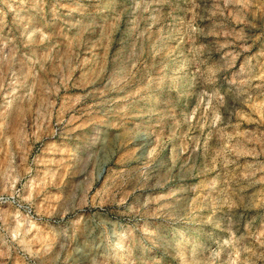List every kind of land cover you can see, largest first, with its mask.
<instances>
[{"label":"rangeland","instance_id":"1","mask_svg":"<svg viewBox=\"0 0 264 264\" xmlns=\"http://www.w3.org/2000/svg\"><path fill=\"white\" fill-rule=\"evenodd\" d=\"M0 264H264V0H0Z\"/></svg>","mask_w":264,"mask_h":264}]
</instances>
